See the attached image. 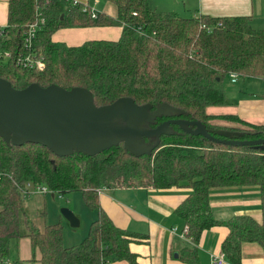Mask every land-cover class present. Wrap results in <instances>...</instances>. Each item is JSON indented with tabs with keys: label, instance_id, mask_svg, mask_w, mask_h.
<instances>
[{
	"label": "trees",
	"instance_id": "trees-1",
	"mask_svg": "<svg viewBox=\"0 0 264 264\" xmlns=\"http://www.w3.org/2000/svg\"><path fill=\"white\" fill-rule=\"evenodd\" d=\"M106 1L116 5V16L98 12L94 18L91 5L86 8L81 0H9L0 47L19 51L25 31L41 13L46 23L36 47L46 66L36 70L0 61V77L17 89L31 83L84 87L97 106L124 96L153 105L152 111L167 103L183 111L171 117L202 121L218 137L225 138L220 131H229L233 138H264V122L209 112L212 106L233 104L223 86L231 71L264 78V28H254L249 16L183 17L159 12L148 0ZM99 25L122 26V34L118 40H88L79 46L52 38L60 28ZM168 117L159 116L150 126ZM216 119L238 125L218 126ZM172 129L173 133L151 138L153 143L159 139V144L151 153L139 155L124 142L93 155L82 151L59 155L39 143L14 145L0 137V260L10 259L13 239L28 237L39 258L16 259L12 264H107L119 259L140 264L131 243L148 237L117 226L101 203L103 189L119 187H189L190 194L175 212L188 226L194 244L206 230L225 226L228 234L222 250L232 264H242L245 242H256L264 251V150L217 143L177 125ZM28 184L45 185L54 196L82 193L87 207L97 214L83 241L66 246L63 223L48 222L46 210L43 228L31 227L23 198ZM251 185L261 191L262 220L248 215L215 217L212 188ZM24 226L31 228L25 231ZM179 257L188 264H201L197 246L183 248Z\"/></svg>",
	"mask_w": 264,
	"mask_h": 264
},
{
	"label": "crops",
	"instance_id": "crops-1",
	"mask_svg": "<svg viewBox=\"0 0 264 264\" xmlns=\"http://www.w3.org/2000/svg\"><path fill=\"white\" fill-rule=\"evenodd\" d=\"M148 1L152 8L159 12H174L183 17L249 16L254 28H264V0ZM105 7L108 9L106 13L116 16L117 10L110 3H107ZM8 14L9 0H0V27L7 26ZM122 29V26L114 25L65 27L58 29L52 38L55 42L79 46L88 40H118ZM223 86L232 103L237 102V104L231 109L223 110L222 113L238 114L250 122H264V92L256 95L249 87H259L262 90L264 88L256 84L245 83L243 88L236 93L230 91L224 83ZM246 88L250 89L247 93L243 91ZM190 192L191 189L186 186H174L169 189L119 187L112 190L103 189L100 198L102 206L117 226L148 237L146 241L131 243V250L138 255L140 264H188L180 259V252L185 247L195 246L198 248L200 263L212 264L211 255L222 250V243L228 234V229L225 226L210 228L203 233L198 244L184 237L185 222L176 214L175 209L188 197ZM261 202V191L256 185L215 187L210 191V204L214 215L221 220L243 215L262 220ZM89 212L92 211H85V223L88 230L97 216L96 212ZM63 217L60 215L58 220H52L48 215L47 220L50 223L61 221L65 226V232L70 235L76 234L77 231L68 229L69 223L65 222ZM80 218L81 225L83 218L82 216ZM71 228L76 229L77 227L71 226ZM87 234L86 232L81 238L86 237ZM64 241L67 246L74 245L69 244L71 242H67L65 236ZM242 253V264H264V251L258 243L245 242ZM37 264L40 262L38 261ZM107 264L131 263L127 259H119L111 260Z\"/></svg>",
	"mask_w": 264,
	"mask_h": 264
},
{
	"label": "water",
	"instance_id": "water-1",
	"mask_svg": "<svg viewBox=\"0 0 264 264\" xmlns=\"http://www.w3.org/2000/svg\"><path fill=\"white\" fill-rule=\"evenodd\" d=\"M152 108L151 104L140 105L126 96L97 106L92 92L84 87L66 89L55 83L48 86L31 83L17 89L0 77V137L8 144L32 142L59 155L77 151L93 155L124 142L126 148L139 155L151 153L160 142L158 139L147 144L146 138L173 133L172 127L177 125L189 134L202 135L217 143L264 150V138L238 139L229 131H220L225 138L218 137L202 121L171 117L183 113L179 108L167 103L153 111ZM159 116L171 118L150 126ZM62 213L72 227L80 226V219L71 209L63 208Z\"/></svg>",
	"mask_w": 264,
	"mask_h": 264
},
{
	"label": "rangeland",
	"instance_id": "rangeland-1",
	"mask_svg": "<svg viewBox=\"0 0 264 264\" xmlns=\"http://www.w3.org/2000/svg\"><path fill=\"white\" fill-rule=\"evenodd\" d=\"M85 1V0H84ZM90 5L94 7L98 12H108V9L105 7L107 6V3H110L111 6L117 10L116 5L112 2L106 1V0H89ZM97 1V3H95ZM87 2V1H85ZM96 4V5H95ZM225 86L232 92H238L240 91V88L242 89L245 83L248 84H256L262 88H264V78H257V77H243L239 76V79L237 82H233L230 78V76H227L225 80L223 81ZM253 90V92L256 95H259V92H264V90L260 89L259 87H249ZM249 88L243 89L245 93L249 92ZM237 104V102H236ZM236 104L232 105H226V106H212L209 108L210 113L220 114L225 109H231ZM215 123L218 126H234L238 125V123L225 120V119H216ZM147 144H153V142H147ZM112 190V189H110ZM61 196V197H60ZM25 207L27 210V213L30 218V225L31 227H37L39 229L43 228L44 220L42 212L46 210L47 214L52 220H58L60 215H63L62 209L63 208H69L71 209L77 217L81 220L80 216L83 218V224L78 226L76 229L71 228L70 222L63 217L65 222L67 221L69 223L68 229L70 231H77L76 234L70 235L67 232H65V226H64V236L65 240L67 242H71L69 244H77L84 240L85 237L81 238L86 232L88 233V229L86 227V219H85V211H92L89 209L84 201L83 195L81 192H67L63 195H60L57 193L56 196H53L52 193L49 194H37V195H31L30 197L25 199ZM83 210V211H81ZM93 212V211H92ZM89 212V213H92ZM95 212V211H94ZM92 215V214H90ZM63 223V222H62ZM64 225V224H63ZM31 227L26 228V226L23 227V230L28 231ZM90 227V226H89ZM86 228V229H85ZM64 244L67 246V244L64 241ZM39 251L35 250L31 243L30 239L28 237H24L21 239H13L11 241V256L10 261L16 260V259H26V261H29V259L33 258H39ZM38 261L35 262L37 264ZM7 261H1L0 264H6ZM41 264V263H40Z\"/></svg>",
	"mask_w": 264,
	"mask_h": 264
},
{
	"label": "built area",
	"instance_id": "built-area-1",
	"mask_svg": "<svg viewBox=\"0 0 264 264\" xmlns=\"http://www.w3.org/2000/svg\"><path fill=\"white\" fill-rule=\"evenodd\" d=\"M73 1L74 3L80 2V0H73ZM81 2L84 3L86 8H88L90 5V2L88 0L87 2L85 1H81ZM95 3H97V1ZM91 12H92V17L96 18L98 15V11L92 6H91ZM45 23L46 20L40 13V15L37 17V20L31 23L28 26L27 30L25 31L24 39L22 42V48L19 51L16 52L8 48L0 47V61L2 62L14 61L18 66L27 69H36V70L44 69L46 66L45 56L37 50L36 40L39 32L45 26ZM0 35L2 36L5 35L3 27H1L0 29ZM229 76L233 82H236L239 78V73L235 71H231L229 73ZM0 178H1V173H0ZM51 192L52 191L45 185L28 184L27 189L23 191V198L26 199L31 195L49 194ZM188 233H189V228L187 226L185 228V232L183 236L187 237L188 239H191L188 236ZM6 261H7L6 264H12L10 259ZM211 261L212 264H232L228 259L226 252L223 250L219 251L218 253H213L211 255Z\"/></svg>",
	"mask_w": 264,
	"mask_h": 264
},
{
	"label": "flooded vegetation",
	"instance_id": "flooded-vegetation-1",
	"mask_svg": "<svg viewBox=\"0 0 264 264\" xmlns=\"http://www.w3.org/2000/svg\"><path fill=\"white\" fill-rule=\"evenodd\" d=\"M169 118H171V117H168V118L164 119L163 121H165V120H167V119H169ZM163 121H161V122H163ZM155 122H156V120H155ZM161 122H160V123H161ZM158 124H159V123H158ZM152 125H153V124H152ZM154 126H156V125H154ZM146 141H147V142H151V140L148 139V138H146ZM153 141H154V139H153Z\"/></svg>",
	"mask_w": 264,
	"mask_h": 264
}]
</instances>
